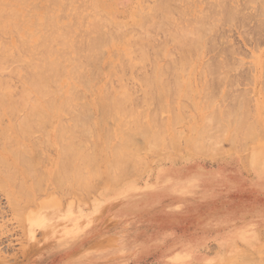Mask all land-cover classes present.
Returning a JSON list of instances; mask_svg holds the SVG:
<instances>
[{"label": "rangeland", "instance_id": "374dc122", "mask_svg": "<svg viewBox=\"0 0 264 264\" xmlns=\"http://www.w3.org/2000/svg\"><path fill=\"white\" fill-rule=\"evenodd\" d=\"M28 1H30V0H28ZM28 1L26 0V4L25 3L19 4L17 0L15 3L13 2V0L11 1V4L14 3L13 5L15 6V9L18 12L19 11L21 12V13L17 12L20 16L19 17L20 22H21L20 18L24 16L25 11H27L28 9H30L31 14H30V12L27 11V13L29 15H25L24 18H28V16H30V15L32 17V13L34 15V20H35V15H39V17L42 18L44 15L43 14L44 10L39 9L40 4L42 2H43L42 4H46L47 2H50V0H36V1L31 0L30 1V3H32L31 6L36 5V3L39 4V5H37L38 9L32 11L33 8L31 9V6H29L30 3ZM58 1H60V0H58ZM58 1L56 2L55 5H58V3H59ZM63 1L61 0L62 3H63ZM69 1H70L69 6H68L69 3L68 4L64 3L66 8H63V9L65 11L59 10L57 12H59L61 14L63 12L68 13V10L69 9L71 10L73 5H79L81 2L80 0H78V1H76V3L78 2L79 4L78 3L76 4V3H73L74 2L73 0H69ZM71 1H72V3H71ZM84 1L86 3L87 7L89 5L88 3H90L91 5H93V3H94L95 7L94 6L93 7L96 8L97 10L100 9V12L98 15H100L101 13L103 14V16L101 14L99 17H105L106 16V18H108V19H110L111 17L116 16V15H120V17H122V19H125L128 16L127 14H129L127 12H129V10H130V8L128 9L127 7H124L123 5H121V0H84ZM84 1H82V2L84 3ZM91 1L93 3H91ZM141 1L143 2V0H141ZM152 1L153 0L147 1L148 4L151 3L150 5H148L147 3L144 2V6L146 5L145 6L146 8H148V7L150 8V6H151V8H152L155 5L154 3H156L155 0L153 2ZM180 1H181V3H180ZM180 1L178 3L180 5L179 7L180 8L182 7L181 8L182 12L184 11L183 13H186L184 18L187 17V13H188V17H189V15H190V17H193V15H196L195 11L197 9H199L197 11H202L203 8L207 9V7H208L207 2L209 1L208 2L209 4L211 2V0H208L207 2L204 0L206 2L205 3L206 5L203 6V4H201L202 2H200L201 0H197V2L199 4L197 2H195L196 0H193V1L188 0V1H190L189 3H191V4H189V3L185 4L188 2V1L186 2V0L185 1L180 0ZM204 1H203V3H204ZM227 1H225V2H227ZM232 1L233 0H229V2L227 4L225 2L221 4V7H223L222 5H224V4H226L229 7V8L227 6H226L227 8L223 7V9L224 8H225V10L229 9V11L224 10V12L222 11L223 12L222 14H224L225 12H226V14H227V12L229 14L230 6H232V8H234L233 5L235 7H239L238 9L240 11L243 8L242 6H245V4H246V6H248V7H246L247 9L243 8V10H242L243 14H241L243 17L245 16L246 19L241 16L242 20L240 21L241 18L238 19L239 15H236V18L234 20L229 21V20H227L228 19L227 16L226 17L224 16L223 19H226V21L224 20L225 21V22L223 21L224 23L221 22V24L218 27L219 29L217 28L215 31L213 30L212 34L207 32V36L208 37L211 36V37L209 39L210 41H208V43H205L206 47H205L204 51H202V52L200 51L198 53L199 56L193 55V53L190 54V56L192 55L191 57L194 56L195 58H197V60L194 59V57L191 58L192 60H195V62H194L191 59L188 60L189 56H188V59L186 58L188 63L185 62V64L190 63L189 65H182L183 67L180 65L181 63H184V61H186L183 57H187V56H181L182 62L180 60L181 59L180 56L177 59L176 56H178V54L176 55V53L178 51L176 52L175 49L173 50L172 44H170V46L169 45L166 46V48L168 50L172 49L175 54H173V51H172L171 55L173 54V58L171 57L172 59L171 58L169 59V57H167V59H169V61L170 60H174V61H170V62H168L169 64H167L168 60H166L165 58L163 59L164 55L163 54L160 55L161 53L158 51V48L161 46L159 44L162 43L161 41H163V43H165L167 38L164 39V36H165L164 34L160 35L157 32H153V34L151 33V35L154 38L153 43H151V47L149 46L150 49L146 48V51H150V53L153 54L154 56L156 55V53L158 51L157 57L155 56L156 61H154L155 58H154V60L152 59V60H149L148 62L145 60H142L141 62L144 61L143 62L144 64H142L141 62H138V60H140V58H137V56H136L137 52H133L131 58H130V56L129 57L126 56V59L130 58V60H128V61H131V62H129V63L130 64L134 63L132 65H134V67H136L138 69L134 68L132 65L129 64L131 67H125L128 69L124 70V68H123V71H122L121 68L125 66L124 62L123 63L121 62V61L125 60L124 56H123V58L121 56L122 52H123L122 41L121 40L119 41V39L117 37L119 35H117L114 31H111L116 35L117 39L115 41L114 40L115 38H113L114 35L113 36L110 35V33H111L110 32L109 36L111 37V39L107 41L108 45L106 44L105 41H104L105 42L104 44L101 43L102 47H101L100 51H101V53L104 52L101 55L102 56L101 60H100L101 62L99 63L98 60H95L98 62L99 65L97 64V62L95 63L94 61H91V60H88V63L86 61H85L86 63L83 62V60L81 62L78 61L79 65H82V67L86 66L88 71L91 68V66L93 68H96L97 66H99L100 71H99L98 67H97L98 70L93 69V72H92L93 74L90 73L91 70H90V72L87 71L88 74H90V77H89L86 73V70H87L86 67H85V73L81 72L84 69L81 66H80V68L77 67L78 69L75 67H71V74H70L71 78L68 77L65 72H63L64 78L62 77L63 75H61V78L58 79V81L56 80L57 81L56 85L59 87H57L55 85L52 86V84H51V86H49L50 89L52 87L53 91H56V92L59 91L61 95L60 94H58V95H60V96H63V95L68 96L70 94V93L68 94V92L73 91V93L76 95V97L72 95L74 97L75 103L76 102L78 103L79 101H80L79 103L80 104L82 103V105H84L86 103H90V107H88L89 109H87L88 111L89 110L90 111L88 113V111L86 110L87 111V113H86V111L84 110L85 111L84 116L87 117L86 123H88V119H89V123H91V126H90V124H88L89 126L86 124L87 127L77 124L79 121V120H77V117L79 114L81 115L82 113H81V110L78 107H76L77 104H75V103H74L75 105H73L71 107L72 108L71 110L74 109L76 112L71 111L72 112L71 113L68 111L67 112L68 114H67L66 111H61L63 113L62 114L60 111H58L59 113L58 112L57 113L61 115V119H63L62 122H64L66 124L67 129L68 128L70 129L71 126L73 125V127H75V130L76 129H79V130L82 129V132L85 130L84 132L86 133L85 134L86 136H87V134H89V131L93 132V130H94L95 133L93 132V135L95 134V136H93L92 132H91L90 136L88 135L89 137H87V139H84V137L82 136V138L84 140L82 138H80V139H82L81 142L76 140L78 142V143H76V141H75V143L80 148L86 150L85 154H86V152L87 153L91 152V154H90V155H92L91 159L95 163V165H93V167L90 166L91 168H93V170L91 169L93 172L91 171L92 172L91 173L90 171L87 170V169L90 170V167H87V165L89 166V163H87L83 160H76V162L74 161L73 164L76 165V163H77V165H78V162L81 165L85 164V167L83 166L80 168L81 165L80 166L78 165V166L81 170L84 171L85 177L88 178V180H91V183H92V179H93L92 184H94L95 186H93L91 189L90 188L91 183H90V181L88 183V180H87L86 187H85V185L83 187L80 184L84 188L83 189L82 187H80L84 190L85 194H83V192L80 191L81 189L80 188L78 189L77 188L78 186L76 187V183L74 184V182L76 180H74L70 177L67 179L64 178V180H63L64 185H62V187L57 188L58 185L53 184L55 182L52 179H50L51 175H52L51 173H53L55 171V166L57 167V163L59 162L58 159H59L60 146L58 143L55 142V136H54L55 131L52 128V129L47 130L46 131L47 133L45 134V132L44 131L42 132L41 129H34V130H36L37 133L35 132L36 134L35 133L33 134L34 130H32V135L34 136V139L36 137L40 138V139L36 138L37 140L35 139V141H37V143L33 142L34 141V139L32 138L33 136L32 137L29 136V138L28 137H27V139L25 138L26 140H23L21 144L23 146H26L27 148H31V149H32L31 146L32 145L34 146V149H33V150H35L34 156L35 157H36V155L39 156V157L35 158L36 171H38V168L36 167V165H37L40 169L39 172H41L42 175H43V173H46L47 178H46V181H43V182L40 181V183H41V185H43V187L41 186L42 189H39L41 191H39L37 189L38 192H36V190H35L36 194H39V195H36L34 192V189H33L35 187H34V185H32V179L33 178H34L33 182L37 181V179H35L36 176L34 175L32 177V179H30V176L27 177V175H26L24 184H26L25 188L27 190V193H29L28 194L29 197H31V198L27 197V199L29 198V200H26V201H29L27 203L25 202L26 195H23L21 198H19V201L21 199L20 204L22 205V206H20V208L24 207L21 212L25 213V211L26 212L34 211L36 209L35 208L36 205L40 201L45 200V198H52L54 203H56V204L53 206L52 217L49 219V221L43 223V224H47L45 226H47L48 228H44V226L43 227L41 226V227H33L31 230H28L26 227H24V225H22L19 222V219H20L19 215L16 214V212H14L13 210H11L12 208H9L10 203L8 202V199L6 198V196L3 195L5 193L0 192V264H241L239 261L243 257H244L243 259H245V257H246V260H243L244 262H242L244 264H259V261L261 259L262 260L260 261V263L261 264L264 263V260H263L264 257H262V256H264V254H263L264 253L263 252V250H264V152H263L264 151V77H263L264 76V70H263L264 69V19H263L264 18V15H263L264 9L262 10L263 14L259 11L260 8L262 9L264 7V0H262V2L260 1L261 4L259 1L256 0V5L254 3L255 0L253 1L254 5H253V3H251L252 0H250L251 2L249 0H240V1H242L241 5H239L240 3L237 4V2L239 0H235L236 4L231 3ZM19 2H21V1H19ZM24 2H25V0H24ZM34 2H36V3H34ZM65 2H66V0H65ZM82 2H81V4H82ZM183 2H185V3H183ZM193 2L195 3L194 5H193ZM114 3L116 4V6L114 5ZM243 3H245V4H243ZM24 4H25V6H23ZM152 4H154V5H152ZM183 4H185V5H183ZM50 5L52 7L51 8L52 10H53V8H54V10L57 9L56 7H54L53 3H51ZM117 5L120 7L118 8ZM189 5H192L191 6L192 7L191 12L192 13H189V9H190V8H188ZM196 5H197V7L195 8ZM27 6L30 8H27ZM46 6L48 7V3ZM255 6H257V7H255ZM81 7L83 8L85 6L81 5ZM35 8L36 7H34V9ZM184 8H186V10ZM24 9H26V10H24ZM90 9H93V8L91 7ZM122 9H123V11H122ZM254 9H255V11H254ZM88 10L89 9L86 8V10L84 12L87 14H90V16H91L92 11L90 13V11H88ZM232 10H237V8L232 9ZM232 10H231V12H232ZM34 11H35V14H34ZM72 11L73 10H71L70 13ZM239 11H237V12H239ZM253 11H254V14H253ZM257 11H259V13ZM94 13H95V11H94ZM239 13H241V12H239ZM174 14H175V11L172 15L175 16V18L178 20L177 24L179 26L184 25L183 22L180 23L182 20V19L180 20L181 15L177 18L176 15H174ZM176 14H177V11H176ZM256 14L257 15L259 14V16H257ZM98 15H94V18L96 20H97ZM233 15L235 16L234 13L231 16H233ZM62 17H64V16H62ZM71 17H72V14H71ZM17 18H18V16H17ZM181 18H183V17L181 16ZM231 19H232V17H231ZM62 20H64V19L62 18ZM71 21H73V19ZM78 21H80V20H78ZM242 21L245 23H243ZM229 22H231V24H228ZM241 22L245 25H243ZM80 23L82 24L83 27L84 26L87 27V25L85 23L83 24V21H81ZM226 23L228 24V26L226 25ZM22 25H24V24L23 23L21 25L16 24L17 27H15L14 29L21 27L22 28L21 30H23V32L21 30H17V31H20L19 34L21 33V35H22L21 37L24 38V40H26V41L28 40V38H30L29 41H32V37H30V36L25 37V36H27V34H24V32L28 33L29 31H28V29H26L27 27L25 25L24 26L26 28H24V26H22ZM129 26H130V30H132L130 33L126 32L129 29L128 28ZM29 28H31V27H29ZM123 28H124V30L120 31V34L124 33V35H123L124 38H126V37L132 38L131 35L135 36L134 33H136V32H137V34H139L138 33L139 30L135 29L131 25H128V26L123 27ZM131 28H134V29H131ZM125 29H127V30H125ZM134 30H137V31L135 32ZM33 31L35 32V30H33V29L31 30V32H29L30 35L35 34V33H33ZM78 31H82V29L78 30ZM7 33H9V34H7ZM7 33L3 37L4 40H6L7 42L11 41L14 44L16 41V38L18 39L19 37L15 38L14 35H12V33H10V32H7ZM117 33L119 34V32H117ZM154 33H157V35L155 34L156 38L154 37ZM10 35H12V36H10ZM191 37H192V34H191ZM112 40H114V41H112ZM158 41H160V42H158ZM166 42L168 43L170 41H166ZM163 43H162V45H163ZM105 44L107 46H105ZM158 45H159V47H158ZM58 48H60V46ZM65 48H66V50H64ZM65 48L64 49L62 48L63 50L62 49L61 50L65 51V52L71 51V49L69 50V48L68 49H67V47H65ZM104 48L106 49V51L104 50ZM111 49H113V50H111ZM135 49H133V50H135ZM117 51L119 54H117ZM120 52H121V55H120ZM162 52H164V51H162ZM150 53L148 52L147 54L151 55ZM223 53H225V54H223ZM153 55H151V56L153 57ZM174 55H176V56L174 57ZM158 56H161L162 58L161 57L160 58L162 59V61L163 60L164 61L161 62V59L158 58ZM150 57H147V60ZM178 60H180L179 61L180 62L179 63L180 68L178 67L177 70L179 72L181 71L180 73L178 72V74L180 76V79H184V77L187 73L186 78H188V77L189 78L188 79L185 78V81L188 80V82H187L188 86L182 84L183 80L179 81V79L176 80V78L175 79L173 78V77H175V76H173L174 73L177 74L176 73L177 70L175 72L174 69H172L174 72V73H172V71L169 70L170 68L167 69V67H166V64H167L168 66L170 65L169 67H171L173 65L172 68H174L175 67L174 62L178 61ZM89 61H91V62H89ZM118 61L121 62L122 64H120ZM128 61H126V62L128 63ZM76 62H75V64H76ZM164 62H166V63H164ZM207 62L210 63V65L212 66L211 67L212 69L210 68V71L214 70L215 73L218 74V72H219L222 75L216 74V77H214L215 74L213 75V73H214L213 71H212L213 73H211V74L208 73L207 70L204 69L205 66H207L206 67L207 69H209V67H210V66H208L209 64ZM71 63L74 64L73 61H71ZM203 63H204V66H203ZM206 63L208 65H206ZM213 63H214V67H213ZM110 64H111V66H109ZM115 64H120V66H122V65L123 66L121 68L119 67V69H117L118 67L116 68L114 66H118V65H115ZM137 64H138V66H137ZM145 64L146 65L148 64L147 65L148 67L145 66ZM193 64H195V66H193ZM175 65L178 66L177 64H175ZM191 65L193 67H195V69ZM64 66H66L65 68L69 72L70 71V69H68L69 66L66 63H64ZM71 66H72V64H71ZM75 66H77V64ZM107 66H109V68H107ZM150 66L151 67H154V66L157 67L158 66L157 69L159 68L158 70L160 71V73H159V71L157 72V70H155L154 68L152 69ZM184 66L188 67L187 69H191L190 72L187 71L186 67H185V70L184 69L181 70V67L184 68ZM113 67L116 68L117 71ZM201 67H203L202 68L203 71L201 70ZM132 68H134V69H132ZM147 68L150 70L148 71ZM74 70H75V72H74ZM106 70H107V72H106ZM118 70L119 71L121 70V72L119 73ZM183 70L185 72L187 71L186 73L184 72L185 74L183 73L184 75L182 74ZM115 71L118 72L119 75L122 74V72H124L123 73L124 77L126 75L128 76V79H126L124 77L121 78V76L123 75L122 74V75H120V77H118V79L120 78L121 79L120 81L125 82V86L127 85L128 89L130 87H132V90H131L132 92L129 91L131 88L129 90H127L129 92H127V93L125 92L126 87H124V85H122L123 87H121V84H123V83H121L119 80H116L117 79L116 75H118V74ZM151 71L154 73L153 75L150 73ZM168 71H170V73H172L171 75L173 77L171 75H169ZM191 71H193L192 76L189 75L192 73ZM17 72H18V75H14V77L12 75L9 77H6L7 75H3V78L6 79L8 82L11 81L10 84L13 86L12 88L14 89L16 94L18 95V93L21 91V89H20L21 87L23 89H28L29 86L27 87L28 84L22 83V82L26 81V79H25L26 73L23 71V69H18ZM197 72H199L200 74ZM100 73H101V75H100ZM112 73L114 74V76H112V78L109 79V76ZM155 73H156V75H155ZM157 74L158 75L160 74V76L162 75L163 76L162 80L164 81V79H165V81L167 83H168L167 80L170 79L169 80L170 86L168 85L169 83L167 84L165 81H164V83H165V85L167 84V87L169 86V90H170V88L172 89L171 91L165 90L164 87H166V86H164V85L162 86L163 81L160 80L161 82H159V83H162V84H158V82L156 81V78L158 77ZM167 74H168V77H167ZM65 75H66V77H65ZM77 75L80 78H82L83 75L86 76V77H84V79L87 78V76H88L87 80L86 79L83 80V78H82V80H83V82L85 81V84H86V82H88L89 85L87 83L86 85L82 86L83 85L82 80L81 79L78 80L76 77ZM201 75L203 78H201ZM219 75H220V78L218 77ZM17 76H18V79H19V77H21L19 79L20 82L18 81ZM152 76H154V78ZM179 76H176V77H179ZM59 77H60V74L58 75L57 78H59ZM75 77H76V79H75ZM92 77H94V78H92ZM206 77L209 79H207ZM10 78H12V79L10 80ZM22 78H23V80L21 81ZM66 78L67 79L69 78V79L67 80ZM95 78H97V79H95ZM172 78L175 80V81H173V84H171ZM197 78H198V80H197ZM212 78H213V80H211ZM221 78H223V81ZM227 78L230 80H228ZM91 79H94V80H91ZM145 79H148V80H145ZM249 79H250V81H249ZM14 80H16L17 82L16 81L14 82ZM77 80L79 81L80 84L82 83V85L77 83L76 82ZM210 80H211V82H210ZM218 80L221 81L222 83L219 82L220 84H217L218 85V89H217V87H215L216 86L215 83L218 82ZM108 81L111 84L109 83L110 85L106 86L107 84L105 85L104 83H107ZM138 81H140L141 84H139ZM152 81H155V82L153 83ZM176 81H178L180 83V86H181V89L176 90V92H179L180 94L173 93V86L175 87ZM185 81H183V83H185ZM199 81H201V82H199ZM68 82L70 83L69 86H68V84H69ZM129 82H130V84H129ZM144 82H146L145 83L146 85L142 84ZM178 82H176V83H178ZM21 83H22V85H21ZM64 83H65V85H63ZM179 83H178V85H176L178 88H179ZM232 83H234V84H232ZM235 83H236V85H235ZM103 84L106 86V88ZM118 84H119V87H116V86H118ZM131 85H134V86H131ZM141 85L142 86L144 85L148 90H146L145 87L143 89ZM155 85H157V86H155ZM87 86H89L88 88H90V89H88ZM182 86H183V88H182ZM207 86H210L209 87L210 89ZM213 86L215 87L216 90H213L214 89ZM219 86H220V88H219ZM54 87H56L57 89L60 88L61 90H57ZM69 87L70 88L74 87V88L71 91H68ZM84 87L87 88L86 90L88 92H85L86 90L84 89ZM92 87L95 89H92ZM108 87H110V88L112 87L111 88L112 94H111V91H109L110 92L109 95H108V93H103V92H106V90L110 89V88L108 89ZM115 87L118 89L117 92L115 91ZM75 88H77V90L78 91L80 90V91L78 92ZM101 88L103 91L101 90ZM149 88H151V90ZM66 89H67V91H66ZM122 89L124 90V92L122 91ZM163 89L165 90L164 92L162 91ZM182 89L183 90L186 89V91L187 90L189 91V89H190L189 94L187 91V95L190 96V100L192 102L187 101L186 103H184L183 97L185 98V96H184L185 91L183 92ZM140 90L144 91V92L142 93ZM149 90L153 91V93L155 92L154 95L157 96V99H160V103H159L160 107L159 108L160 109L162 108L161 110L159 108L155 109L156 107L155 108L153 107V106H155L154 105L155 104V102H154L155 98L152 99V96L154 97V95L148 96ZM195 90H198L199 92L197 91V94H196ZM145 91H147V92L145 93ZM166 91L171 95V96L169 95L170 98L176 97L179 99L177 100L176 98L175 99L173 98V100H172V98L170 99L169 97H168L169 98L168 99L167 98L168 94L165 95ZM193 91H195V92L193 93ZM208 91L209 92L212 91V92H214V93L216 92V93L215 94L213 93L214 95L212 96V94H211L212 92L209 94ZM80 92L82 93L83 96L82 95L79 96V94H81ZM99 92H101V93H99ZM229 92L232 94H229V96H228ZM115 93H117V95H116L117 97L122 93L123 94L130 93V96L133 93V97L131 96V98L136 97V98H138L137 99L138 101H141L144 98L145 101H148L149 102L148 104L145 103L144 100L141 101L142 103H138L137 106L140 108L138 110V108L136 106H134V103H136V101H137L136 98L134 100L132 99V101H134L133 104L131 103L132 101L130 98L129 100L131 102H129V105H127V107L129 106V107L137 108L134 110V112H136V113L138 112V114H140L139 112L142 111L141 109H142L143 105L145 106V104H146V106L149 108L148 110H150V113L152 112L151 115L154 113V115H152V118H153V116H155V119L158 122H161L160 123L161 125L163 123L162 126H163V130H165V131H163L160 128V126H159L160 124L158 125L156 123L155 124L156 126H154V123L157 121L154 118H153V120H152V118L151 119L149 118V116L151 117V115L148 116L149 112L147 110V107H146V110H144V113L145 114L147 113V115H145V114L142 115L143 120H142V118H140L141 114L140 115L137 114L138 117L135 115V113L130 114V113H132L133 109L128 108V111H126V112L128 113L131 110L128 114L130 117H129V119H125V121L129 122L131 120V118L134 117L132 115L136 116L133 118V119H135V122H137L139 120V119L137 120V118H140V121L142 120L140 122V124L145 120L143 122V124L145 123L143 126L145 127V125H146L147 128L142 127V125H140L138 122H137V124H134L135 122L133 123L130 121V123L134 124L135 128L137 129V130L134 129V126L132 125L133 129H134L133 131H136V132L138 131V132H143V133L147 132L146 130L143 131V129H148V131H149V129L152 130V128L150 127L152 125H150V124H153L154 128L152 130V133L155 131L158 132V134L155 133L157 135V138H158V135L160 136V134H162V132H165V134H167L168 136L163 134L166 136V137L163 136V141H165L164 143H166V141H168L167 139L171 138V139H169L170 141L168 142V144L167 143L166 144L167 145H169V143L171 145L173 144L175 149H172L173 146H170V145H169L170 146L169 148L172 149L171 151H169L167 149L165 150V148H166L165 146L161 147V143L160 142L158 143L159 140L162 142L161 136H160V139L158 138V141H156L157 144H154L156 142L152 141L153 140L152 139L153 134L150 133V131L147 132L146 134L142 133L140 136H139L140 133L137 135L134 132L136 134V136H135V138H133L132 134L131 135L129 134V133H131V132H129L131 130H129L125 127L126 125L127 126L130 125L127 123L125 124V126H124V124L121 125V130L124 128L125 129L123 130V132H119L118 130H120V127H119L120 123H122V120H124V118H128V117H124V115L126 114L125 112L123 113L124 115L121 116L123 119L120 117L122 120L112 118L109 115L107 117H103L105 120L103 122L106 124H103V122L101 123V121H102V119H100L101 114L99 112H96V110L98 109L97 102L100 98H106V99L110 98L109 97L110 95H111V98H113L114 96H112V95ZM224 93H225V95H224ZM94 94H96V95L94 96ZM205 94H207V96ZM216 94L218 96H216ZM203 95H205V96H203ZM81 96L83 98L80 100ZM120 96H119V98H120ZM125 96L128 97L129 95H125ZM84 97H86V98H84ZM94 97H95V100L93 99ZM121 97H123V96H121ZM127 97H126V99L128 100ZM204 97L205 98L207 97V100L209 98V100L208 101L206 100V102H204L203 101ZM212 98H214V100H212ZM85 99L87 102L85 101ZM181 99H183V100H181ZM188 99H189V97H188ZM195 99H196V101H195ZM232 99L234 102L232 101ZM245 99L247 102L245 101V104H244V102H242V101H244ZM174 100H176L177 102ZM186 100H187V98H186ZM199 100H200L199 104L200 105L202 104L201 106L198 105V103H197V102H199ZM210 100L212 101V103ZM223 100H224V102H223ZM82 101L84 102V104ZM228 101L230 102L229 104H228ZM208 102L211 103V106H210V104L208 105ZM221 102H223L224 106L219 104ZM239 102L240 103L242 102V103L240 104ZM130 103L133 106H131ZM190 103H192L194 105L193 108L194 109L196 108L195 110L190 106L191 105ZM216 103H218V104H216ZM231 103L232 104L235 103L234 106L238 103L237 108L241 107L244 104L245 109H243V111H242V108H244V105H243V107L239 108L240 109L239 112L241 113V111H242V113L244 114V115L242 114L243 116L248 115L247 117H250V118H247V121L251 119L250 121L246 122V124H249V125H247L245 127L243 126V128L246 131L244 129H242V130H244L243 131L244 134H242V136H241L243 140H239V141H242V143H239V146L242 145V147L237 146L238 147L237 149H235V146L237 143V139H239L238 137H240V136L235 138V135L237 133L233 134L234 133L233 131H236V130H233V127H235V123H237L239 125H240V123H242V122L238 123L239 121L236 120L237 119L236 117L239 114L238 109L236 112H234V111L232 112V115L234 114V116H235V117L234 116L232 117L233 120L231 119V116H229V114H228L229 117L226 116V114H224L225 117L228 118V119H225L221 115L222 113H225V112L219 111V113H221V114H219L218 110H217L218 105L220 106L219 107L220 110H225L227 108V107L225 108V106H228V109H229L230 108L229 105H231ZM141 104H142V107L140 106ZM156 104L158 105V102ZM179 104H182L183 106H185L184 107L185 109L184 108L181 109L182 111L179 110V107L181 106ZM214 104L217 105L216 108H214V109H216V112L215 111L212 112ZM207 105L209 106L208 107L209 109L205 110L203 107L205 106L207 108ZM212 105H213V107H212ZM94 106H96V107H94ZM171 106H173V107H171ZM199 106L201 107V109ZM234 106L232 105V107H234ZM150 107H153L154 109H150ZM95 108H97V109H95ZM144 108L145 107H143V109ZM170 108H172V109H170ZM202 108H203V110H202ZM155 110H158V111H155ZM229 110L231 111V109H229ZM198 111H199V113H198ZM206 111H208V112H206ZM226 111H228V110H226ZM94 112H95V116H94ZM98 113H99V115H98ZM209 113L212 116H210ZM214 113L215 114L218 113V114L215 115ZM236 113H238V114H236ZM249 113H252V114H249ZM21 114H22V112H21ZM75 114H78V115H75ZM87 114L89 115V117ZM173 114H175L177 116L179 115V117H180L179 119L182 121L179 120V122H178L177 116L172 119ZM71 115H73V116H71ZM96 115H98L99 117ZM242 115H241V117H243ZM74 116L76 118H74ZM156 116H158L159 118L157 119ZM205 117L211 118L212 120L210 119V121H212V122H216V123H214L215 126H216V124L218 125L222 121L221 127H223L224 125H225L224 127H226L225 132L223 133L224 135L220 131H219V133H216L217 132L216 129H217V127L219 128L220 125H218L216 127L215 131H213L214 126L212 129L210 128L211 127L210 125H208V128L205 126L204 127L205 132H203L202 126H204V124H205L204 123ZM6 118H8V117L2 118V121L4 124L3 126L5 128L12 130L11 122L14 123L12 121L13 119L11 120L10 118H8V119H6ZM95 118H97V119L94 122ZM221 118H223V119L221 120ZM229 118L232 121H230ZM174 119L177 122V123H175V125L173 123L175 121H173L171 123V120H174ZM116 120L117 121L120 120L118 122L119 125H117ZM224 120H226L228 125L225 124ZM227 120L232 122V125L230 124L231 128H230L229 122ZM238 120H240V119H238ZM113 121H115V122H113ZM243 121H245V118ZM58 122H61V120L60 121H54V124H58ZM107 122H109V123H107ZM200 122H202V123H200ZM64 123H60V125L64 126L65 125ZM82 123H84V122H82ZM209 123H211V122H209ZM8 124H10V125H8ZM69 124H70V127H69ZM101 124L104 126H101ZM108 124L110 127L108 126ZM112 124H114V125H112ZM171 124H173V125H171ZM207 124L208 123H206V125ZM253 124H255V125H253ZM165 125H166V128H165ZM194 125H195V128L192 127ZM107 126L109 128H112L111 126H113V128L111 129L112 135L110 133H107L109 131V130H107ZM123 126H124V128H122ZM250 126H251V130H250V128H248ZM253 126H254V128H253ZM141 127H142V129H141ZM197 127H198V129H197ZM103 128H105V132L107 133L106 135H105V132L103 133ZM129 128H131V126ZM201 128H202V132H203L202 134L204 135V133H205L204 138H207V139H209L211 136H213L211 134L212 132L209 133L210 137L207 136L208 135L206 132L207 129H209L210 131L212 130L214 135L220 134V133L223 135L224 138H222V136H220L221 138H219V136L217 135L218 136L217 137L218 143H217V141H215V142L217 144H219V142H222V143H220L221 145H219V146H221V148L224 147L226 149V150H223L224 154L219 153L220 156L218 155V153H216V155L209 154L212 156L211 157V156L207 155L208 153L207 154L205 153V155H203L204 153L197 154L199 156H197L196 154L193 153V150H194L193 148H196L194 146V144H195V142L197 143V141L200 139L198 137L201 134L200 133L198 136L197 132ZM235 128H237V125ZM115 129H117L116 130L117 132L115 131ZM192 129L194 131V132L192 131L193 133H191ZM239 129L237 128V131ZM253 129H255V130H253ZM63 130H65V129L63 128ZM71 130L73 133V128H71ZM75 130H74V132L77 131V130L76 131ZM127 130L129 133H127ZM97 131L99 133H97ZM125 131L127 133L126 137H128V134H129V137L131 136L130 140L132 142H135V143H130L131 145L128 143L129 145H126V147L133 148L132 146H134L135 148H137L136 151H135V148H134V150L131 149L130 151H132L131 155L132 156L134 155V157L136 159H138L137 162H138L139 166L136 163H134L133 160L135 158L131 159V157H129V155H128V154H130V153H128L129 150L124 149V150H126L125 153H127V154L124 153L122 155L124 157L131 159V160H128L129 162L126 161L128 163V167L126 166L125 168H126V170H129V171H127L128 174H123L124 172H122L123 175L118 177L119 179L117 178L118 181L116 183L115 182L109 183V181H106V179H107V178H105L106 175L103 173V172H105L104 163L110 162L112 156L115 155V157H116V153L113 152V150L111 152V150L105 149L104 144L107 143L106 141H108L109 145L112 144L110 146L112 148L116 147L117 141L119 144H121V142L125 139V137H124V139L122 140L123 135L121 133H124V136H125ZM159 131H161V132H159ZM82 132H76V133L79 136V133H80V135L84 134ZM241 132L242 131H240L239 134ZM252 132H253V134H252ZM134 133H133V135H134ZM148 133L150 135H148ZM178 133L180 135L182 133H184V134L182 136H180L181 137L180 138ZM229 133L231 134V136ZM42 134H43V136H42ZM67 134L65 133L61 138H64V136L66 137ZM109 134H110V137L107 136ZM174 134H176L179 138ZM248 134H250L252 137L249 136ZM46 135L48 137H46ZM187 135L189 138H187ZM256 135H258V136H256ZM44 136H45V138H44ZM92 136L95 137L94 138L95 140H92L93 139V138H91ZM171 136L172 137L174 136L173 137L174 140ZM190 136H192V137H190ZM243 136H244V138H243ZM107 137H108V139L112 137V139L107 140ZM118 137L121 139L117 140ZM141 137L142 138L144 137V138L141 139ZM175 137H177V138H175ZM201 137H202V135H201ZM214 137H212V138H214ZM232 137L235 139H233ZM247 137L251 138L250 141L254 140L255 143L247 140L248 139ZM256 137H258V139ZM98 138H100V139H98ZM131 138H133L134 140H132ZM150 138H151V140H149ZM154 138H155L154 140L157 139L156 137H154ZM196 138H198V139H196ZM103 139L106 141H104ZM164 139H166V140H164ZM214 139H216V137ZM85 140H87V142L89 143L90 146H93V147H91L92 150L89 149L90 146L86 143ZM97 140H99V141H97ZM101 140H102V142H101ZM191 140H193V141H191ZM209 140H206L207 141L206 142L203 139V142L201 143V141H200L201 144L200 143L199 144L203 145L204 142H206V144H207ZM47 141H48V143H47ZM150 141L154 145L151 144ZM189 141H191L190 142L191 144L188 143ZM245 141H246V143L249 141L247 143V146H246ZM146 142L147 143L150 142V143L147 144ZM212 142L213 143L210 145L215 144L214 141H212ZM234 142H235V144H233ZM38 143H41V144H38ZM118 143H117V145H118ZM44 144H48V145H44ZM133 144H135V145H133ZM206 144L204 143V145H206ZM226 144H227V147H226ZM231 144L234 146H232ZM51 145H53L57 148H55ZM230 145L234 149L232 147H230ZM48 146H50V147H48ZM152 146H153V148H152ZM154 146H156V147H154ZM191 146H193V147H191ZM87 147L91 151H89L87 149ZM216 147L215 148L218 149V145H216ZM247 147H248V149H247ZM154 148L158 149V150H155ZM160 148L162 150H160ZM215 148H212V146H211L210 151L211 150L214 151L213 149H215ZM244 149H245V151L247 150V154H245L246 152L244 153V151H243ZM98 150H100L99 151L100 152L99 157L97 155ZM235 150H237V153H239V152H240V154L244 153L243 158L245 159V161L243 158H242L243 159L242 160L239 157L240 155H238ZM39 151H40V153H42V151H43V153L40 154ZM83 152H84V150H83ZM136 152H138V153H136ZM103 153H104V155H103ZM112 154H114V155H112ZM256 154H259V156H258L259 159L255 163L254 155H256ZM126 155H128V156H126ZM140 158H142L141 160L142 161L144 160V162H142L140 160ZM210 158L211 159L213 158V160H211ZM102 159L103 160L105 159L104 163H103ZM42 160H44L45 162H43ZM114 161L115 160H113V162L112 161L110 162V164L114 163L113 165L115 166V168H113L114 175L115 176L117 175L116 171L118 172V175H120L121 174L120 171H118L116 169V165L119 166V164H116L117 160H116V162H114ZM130 161L132 162L133 165L136 164L137 167L134 169L129 167V164H131ZM140 161L142 162V164ZM49 163H51V164H49ZM40 164H42V165H40ZM140 164L142 167L144 165V167L141 168ZM133 165H130V166H133ZM94 166H96L98 168L95 171L99 172V173H97V172L96 173L99 174L101 177H99V175H97V174L96 175L100 178L101 181L99 179L95 180V178H93V176L94 177L96 176L94 174V172H95ZM135 166H133V167H135ZM119 168H120V166H119ZM138 168H141L140 173L138 172L139 171ZM133 171H136V172H133ZM39 172H38V174L36 173L37 177H39L38 176ZM79 172H81V171H79ZM90 175H92V178ZM128 175H130V176H128ZM81 177L83 178L82 182L85 183L86 181H84V180L86 178L84 177V174H82ZM67 182H70V183H67ZM65 185L70 187L69 191H67V192H66V190L68 188H66ZM77 185H79V184H77ZM30 186L32 187L33 190L31 189ZM74 188L76 190L78 189V191H80V192L77 191L75 193L76 190L74 191ZM33 193H34V195H33ZM63 193H65V194L67 193V194L65 195ZM77 193H79V194L77 195ZM38 196H39V198H38ZM35 197H37V199H35ZM31 201H34V202H31ZM30 202H31V204H30ZM15 217H17V218H15ZM255 248H257V249H255ZM248 251H250V252H248ZM261 252H263V253H261ZM247 257L249 258V261H248ZM229 259L231 260V263H228V262H230ZM256 262H258V263H256Z\"/></svg>", "mask_w": 264, "mask_h": 264}, {"label": "bare ground", "instance_id": "6f19581e", "mask_svg": "<svg viewBox=\"0 0 264 264\" xmlns=\"http://www.w3.org/2000/svg\"><path fill=\"white\" fill-rule=\"evenodd\" d=\"M12 1V0H11ZM11 1L10 0H0V192L1 193H5V194H3V195H5L6 196V198L8 199V202L10 203V206H9V208H12L11 210H13L14 212H16V214H18L19 215V222L22 224V225H24V227H26L28 230H31L33 227H43L44 226V228H48L47 226H45V225H47V224H43L44 222H47V221H49V219L52 217V211H53V206L56 204V203H54V201H53V199L52 198H45V200H43V201H40L37 205H36V209L34 210V211H28V212H26L25 211V213H23V212H21L22 211V209L24 208H20V206H22L20 203V201H21V199H20V201H19V198H21L23 195H26V199H25V202L27 203V202H29V201H26V200H29V198H31V197H29V193H27V190H26V188H25V186H26V184H24L25 183V178H26V175H27V177L28 176H30V179H32V177L35 175L36 176V178L35 179H37V181H34L33 182V180H34V178L32 179V185H34V187L35 188H33L34 189V192H35V190H36V192H38V190L39 189H42V187H43V185H41V183H40V181L41 182H43V181H46V178H47V174L46 173H43V175H42V173L41 172H39L40 171V169H39V167L36 165V167L38 168V171H36V168H35V158H37V157H39V156H37L36 155V157L34 156V154H35V150H33L34 149V146L32 145L31 147H32V149L31 148H27L26 146H23L21 143H22V141L23 140H26L27 139V137L29 138V136H33L32 135V130H34V129H41L42 130V132L44 131L45 132V134L47 133L46 131L47 130H49V129H54V131H55V142L56 143H58L59 144V146H60V152H59V159H58V163H57V167L55 166V171L53 172V173H51L52 175H51V178L50 179H52L55 183H53V184H57L58 186H57V188L58 187H62V185H64L63 184V180H64V178H72V179H74V180H76L75 182H74V184L76 183V187L79 189L80 187H84V185H85V187H86V185H87V180H88V178H86L85 177V173H84V171L83 170H81L80 168L81 167H85V164H83V165H81V164H79V162H78V165L80 166V168H79V166L77 165V163H76V165L78 166H76V165H74L73 164V162L75 161L76 162V160H83V161H85V162H87V163H89V166L87 165V167H90V166H92L93 167V165H95V163H94V161L91 159L92 158V155H90L91 154V152L88 154L87 152H86V154H85V149H82V148H80L76 143H78L77 141H79V142H81V140L83 139L82 138V136L84 137V139H87V137H89L90 136V134H91V132L89 131V134H87V136L85 135L86 133L83 131L82 132V129H76L75 130V127H73V125L71 126V128H73V133H72V130H71V128L69 129H67V126H66V124L64 123V122H62V120L63 119H61V115L60 114H58L59 112L58 111H66V113L69 111V112H73V111H75L74 109L73 110H71L72 108V106L73 105H75V104H77L76 105V107H78L80 110H81V115L79 114H75V115H78V117H77V120H79L78 121V123L77 124H79V125H82V126H85V127H87L86 126V124L88 125V124H90V126H91V123H89V119H88V123H86L87 122V117H85L84 116V112L87 110V109H89L88 107H90V103H86V104H84V102H83V104L84 105H82V103L80 104L79 102L77 103H75L74 102V97L73 96H75L76 97V95L73 93V91H71L73 88L71 87H69V89H68V91H71V92H68V96H66V95H63V96H60L61 94H60V92L58 91V92H56V91H53L52 90V87H51V89H50V87L49 86H51V84H52V86L53 85H55V86H57L56 84H57V81H58V79H60L61 78V75H63L62 77L64 78V73L63 72H65L66 73V75L68 76V77H70L71 78V67H75V68H77V67H79L80 68V66L82 67V65H79V63H78V61L79 62H81L82 60H83V62H87L88 63V60H91V61H94L95 63L97 62V61H95V60H98L99 61V63L101 62L100 60H101V55L104 53V52H102L101 53V47H102V45H101V43H105L106 42V44H107V41L108 40H110L111 39V37L109 36V33L111 32V31H114L117 35H119V36H117L118 37V39H119V41L121 40L122 41V47H123V52H122V55H121V52H120V55L122 56V58H123V56H124V59L126 60V61H128V60H130V58H131V56H132V54H133V52H137L136 54V56H137V58H140V60H138V62H141L142 60H145V61H149V60H154V58H155V56L157 57V55H158V51L161 53H159L160 55H164L163 56V59L165 58L166 60H168L167 61V64H169L168 62H170V61H174V60H170L169 61V59L172 57L173 58V54H175L174 53V49H175V51L177 52L176 53V55L178 54V56H176V55H174V57L176 56L177 57V59L179 58V56L181 57V56H187V57H183L186 61H184V63H181L180 65L182 66V65H189V64H187L188 63V61H187V59H188V56H189V59L188 60H190L191 58H193V57H191L190 56V54H192L193 53V55H198L199 56V52L201 51H204V49H205V47H206V45H205V43H208V41H210L209 39H210V37H208L207 36V32H209V33H211L212 34V32H213V30L215 31L218 27H219V25L221 24V22L222 23H224L225 21H226V19H223L224 18V16L226 17L227 16V20H229V21H231V20H234L235 18H236V15H239V17H238V19L239 18H241V14H243V12H242V10H243V8H246V7H248V6H246V4L245 3H243V4H245V6H242L241 8H242V10H240L239 11V7H235L234 5H233V7L234 8H232V6H230V12H229V14H228V12H227V14H226V12L224 13V14H222L223 12H224V10H225V8H227L228 6L226 5L228 2H229V0L227 1V0H225V1H227V2H225L224 0H211V2H210V4L208 3L209 1L208 0H205L206 2H207V5H208V7H207V9L205 8H203L202 9V11H197V10H199V9H195L196 7H197V5L195 6V14L196 15H193V17H190V15H189V17H188V13H187V17L186 18H184L185 17V15H186V13H183L182 12V10H181V8L179 7L180 5L178 4L179 3V1L178 0H155L156 1V3H154V4H152V5H154L152 8H151V6H150V8L148 7V8H146L145 6H144V2L145 3H147V1L148 0H143V2L141 1V0H121V5H123L124 7H127L128 9L130 8V10H129V12H127V13H129V14H127L128 16L125 18V19H122V17H120V15H116V16H113V17H111L110 19H108V18H106V16L105 17H99L100 15H98L99 14V12H100V9L99 10H97L96 8H94L95 6H94V3L91 1V3H93V5H91L90 3H88L89 5H88V7L86 6V3H85V1L84 0H80L81 2L82 1H84V3L82 2V4H81V2H80V4L82 5V6H85L86 8H88L89 10L88 11H90V13H91V11H92V13H91V16L93 17H91L90 16V14H87V13H85L84 11L86 10V8L85 7H81V5L79 4V5H71L72 6V8H71V10H73L71 13H70V11L68 10V13L67 12H63L62 14L61 13H59V12H57V11H59V10H61V11H65L63 8H66L65 7V4H68V6L70 5V1L68 0H66V2H65V0L63 1V3L61 2V0L60 1H58V0H50V2L51 3H53V5H54V7H56L57 9L56 10H54V8H53V10L51 9L52 7H51V3L50 2H47L48 3V7L46 6L47 5V3L46 4H40V7H39V9L41 10H44V15H43V17L41 18V17H39V15H35V20H34V15H33V13H32V17H31V15L30 16H28V18H24V16L25 15H29L28 13H27V11L28 12H30V9H28L27 11H25V14H24V16L23 17H21L20 18V20H21V22L27 27H25L24 25H22V26H24V28H26V29H28V31L29 32H31V30L33 29V30H35V32L33 31V33H35V34H32V35H30V33L28 34V33H25L24 32V34H27V36H25L24 34V36L25 37H32V41H29V39L30 38H28V40L26 41V40H24V38H22L21 36V33L19 34V32L20 31H17V30H21L22 28L21 27H19V28H16V29H14L15 27H17L16 26V24H19V25H21L22 23L19 21V12L15 9V6L13 5L15 2H16V0H13V4H11ZM18 1V3L20 4V3H25L26 4V0H25V2H24V0H17ZM19 1H21V2H19ZM28 1V0H27ZM31 1V0H30ZM30 1H28L29 3H30ZM32 1H34V0H32ZM36 1V0H35ZM59 2L58 3V5H55L56 4V2ZM74 2L73 3H76V1H78V0H73ZM150 1V0H149ZM154 1V0H153ZM152 1V2H153ZM185 1V0H184ZM188 0H186V2H187ZM193 1V0H192ZM203 1L204 0H201L200 2H202L201 4H203V6H205L206 4V2L204 1V3H203ZM226 3V4H224V5H222L223 7H225L224 9H223V7H221V4L222 3H224V2ZM240 1V0H239ZM237 2V4L238 3H240L239 5H241L242 3V1H240V2ZM250 1V0H249ZM253 1L254 0H252V2L251 3H253ZM257 1H261L262 2V0H257ZM38 2V1H37ZM101 2V1H100ZM190 1H188L187 3H185V2H183V3H185V4H188ZM195 2H197V0L195 1ZM236 1L235 0H233L231 3H234V4H236L235 3ZM261 2H260V4H261ZM34 3H36V2H34ZM65 3V4H64ZM71 3H72V1H71ZM76 3V4H77ZM108 3V2H107ZM150 3V2H149ZM180 3H181V1H180ZM198 3V2H197ZM230 3V4H231ZM254 3H255V5H256V0L254 1ZM254 3H253V5H254ZM258 3V2H257ZM25 4L23 5V6H25ZM148 4V3H147ZM151 4V3H150ZM150 4H148V5H150ZM185 4H183V5H185ZM189 4H191V3H189ZM195 3L193 2V5H194ZM199 4V3H198ZM259 4V5H260ZM32 5V3H30V5L29 6H31ZM37 5H39V4H37L36 3V5H33V6H31V9H32V11L33 10H37L38 9V7H37ZM103 5V4H102ZM114 5L116 6V4L114 3ZM251 5V4H250ZM17 6V5H16ZM22 6V5H21ZM20 6V7H21ZM64 6V7H63ZM94 6V7H93ZM118 6V5H117ZM134 6V7H133ZM182 6V5H181ZM192 5H189L188 6V8H190L189 9V13H192L191 12V7ZM220 6V7H219ZM227 6V7H226ZM237 6V5H236ZM34 7H36L35 9H34ZM50 7V8H49ZM93 8V9H90V8ZM112 7V6H111ZM120 6H118V8H119ZM201 7V6H200ZM255 7H257V6H255ZM260 7V6H259ZM258 7V8H259ZM22 8V7H21ZM20 8V9H21ZM27 8H30V7H28L27 6ZM68 8V7H67ZM117 8V9H118ZM179 8V9H178ZM229 8V7H228ZM237 8V10H232V9H236ZM253 8V7H252ZM51 9V10H50ZM116 9V8H115ZM185 10H186V8H184ZM247 9V8H246ZM264 9V7L261 9L260 8V12L263 14V10ZM24 10H26V9H24ZM106 10V9H105ZM231 10H232V12H231ZM245 10V9H244ZM253 10V9H252ZM94 11H95V13H94ZM122 11H123V9H122ZM174 11H175V14L174 15H176V17L178 18L180 15L183 17V18H181V16H180V20H181V22L180 23H182L183 22V24L184 25H181V26H179L178 24H177V19L175 18V16H173L172 14L174 13ZM176 11H177V14H176ZM223 11V12H222ZM225 11H229V9L228 10H225ZM237 11H239V12H241V13H239V12H237ZM254 11H255V9H254ZM254 11H253V14H254ZM259 11H257L258 13H259ZM18 12V13H17ZM23 12V11H22ZM42 12V11H41ZM125 12V11H124ZM236 12V13H235ZM21 13V12H20ZM94 13V14H93ZM235 14V16L233 15V16H231L232 14ZM30 14H31V12H30ZM34 14H35V11H34ZM40 14V13H39ZM71 14H72V17H71ZM179 14V15H178ZM94 15H98L97 16V20L94 18ZM245 15V14H244ZM257 15V14H256ZM264 15V14H263ZM17 16H18V18H17ZM62 16H64V17H62ZM102 16H103V14H102ZM123 16V15H122ZM126 16V15H125ZM229 16V17H228ZM250 16V15H249ZM254 16V15H253ZM257 16H259V14L257 15ZM256 16V17H257ZM231 17H232V19H231ZM243 17V16H242ZM247 17V16H246ZM263 17V16H262ZM18 20H17V19ZM60 18V19H59ZM62 18L64 19V20H62ZM230 18V19H229ZM243 18H245V16L243 17ZM73 19V21H71ZM237 19V20H238ZM246 19V18H245ZM244 19V20H245ZM264 19V18H263ZM78 20H80V21H78ZM225 20V21H224ZM242 20V18L240 19V21ZM81 21H83V24L85 23L86 25H87V27L86 26H82V24L80 23ZM100 21V22H99ZM224 21V22H223ZM18 22V23H17ZM243 22V21H242ZM241 22V23H242ZM237 23V22H236ZM239 23V22H238ZM243 23H245V22H243ZM242 23V24H243ZM228 24H231V22H229ZM228 24L226 23V25L228 26ZM241 24V25H242ZM128 25H131L132 27H134L135 29H137V30H139V34H137V30H134L136 33H134L135 34V36H133V35H131L132 36V38H129V37H126V38H124L123 37V35H124V33H121L120 34V31H123L124 30V28L123 27H126V26H128ZM243 25H245V24H243ZM224 26V25H223ZM29 27H31V28H29ZM35 27V28H34ZM263 27V26H262ZM129 29L127 30V29H125V30H127L126 32H128V33H130L132 30H130V26L128 27ZM134 28H131V29H134ZM13 29V30H12ZM82 29V31H78V30H81ZM219 29V28H218ZM244 29V28H243ZM207 30V31H206ZM22 32H23V30H21ZM76 31V32H75ZM220 31V30H219ZM7 32H10V33H12V35H14V37L16 38V37H19L18 39L16 38V41H15V43L13 44L11 41H9V42H7L6 40H4V35L7 33ZM117 32H119V34L117 33ZM153 32H157L158 34H164L165 36H164V39H166L167 38V40L166 41H170V42H166L165 41V43H163V41H161L162 43H163V45H162V43H160L159 45H161L160 47H159V45H158V51H157V53H156V55L154 56L153 54H151L150 53V51H146V48L147 49H150V47H151V43H153V36L151 35V33L153 34ZM161 32V33H160ZM14 33V34H13ZM112 33V34H111ZM110 33V35H114L113 36V38H115L114 40L116 41V39H117V37H116V35L113 33V32H111ZM157 33H154V37H155V34L157 35ZM206 33V34H205ZM7 34H9V33H7ZM18 34V35H17ZM126 34V33H125ZM132 34V33H131ZM191 34H192V37H191ZM216 34V33H215ZM12 35H10V36H12ZM162 37V36H161ZM208 37V38H207ZM14 38V39H15ZM156 38V37H155ZM114 40H112V41H114ZM105 41V42H104ZM157 41V40H156ZM217 41V40H216ZM158 42H160V41H158ZM105 44V46H107ZM170 44H172V46H173V50L172 49H170V50H168L167 48H166V46H170ZM210 44V43H209ZM60 46V48H58ZM150 46V47H149ZM153 46V45H152ZM65 47H67V49L69 48V50L71 49V51H67V52H65V51H62ZM71 47V48H70ZM104 47V46H103ZM175 47V48H174ZM63 48V49H62ZM136 48V49H135ZM62 49V50H61ZM133 49H135V50H133ZM211 49V48H210ZM64 50H66V48L64 49ZM104 50L106 51V49L104 48ZM111 50H113V49H111ZM116 50V49H115ZM162 51H164V52H162ZM172 51H173V54L171 55V53H172ZM150 53L151 55H153V57L151 56V55H149V54H147V53ZM206 52V51H205ZM204 52V53H205ZM107 53V52H106ZM117 54H119L118 53V51H117ZM130 54V55H129ZM203 54V53H202ZM223 54H225V53H223ZM149 55V56H148ZM166 55V56H165ZM112 56V55H111ZM126 56H130V58L129 59H126ZM134 56V55H133ZM152 58H151V57ZM197 56V57H198ZM205 56V55H204ZM215 56V55H214ZM113 57V56H112ZM147 57H150V58H148V60H147ZM161 56H158V58H160ZM167 57H169V59H167ZM211 57V56H210ZM222 57V56H221ZM220 57V58H221ZM114 58V57H113ZM162 58V57H161ZM160 58V59H161ZM171 58V59H172ZM187 58V59H186ZM199 58V57H198ZM204 58V57H203ZM104 59V58H103ZM102 59V60H103ZM117 59V58H116ZM176 59V60H177ZM194 59H196L197 60V58H195L194 57ZM226 59V58H225ZM121 61L122 63L124 62V64H125V66L124 67H122V66H120V64H122L121 62H119L120 64H115V65H118V66H114V67H118L117 69H119V67L121 68V70L123 71V68H124V70L125 69H128V68H125V67H131L130 65H132V64H134V63H129V62H131V61H128V63L126 62V61ZM181 62H182V57H181ZM180 60H178V61H175L174 62V68H172L173 67V63L171 64L172 66L171 67H169L167 64H166V67H167V69L168 68H170L169 70L170 71H172V73H174L173 72V70L172 69H174V71L176 72V70H177V68L179 67L180 68V65H179V61ZM192 60V59H191ZM71 61H73L74 62V64L73 63H71ZM77 61V62H76ZM91 61H89V62H91ZM154 61H156V58H155V60ZM164 61V60H163ZM162 61V59H161V62H163ZM192 61H194L195 62V60H192ZM207 61V60H206ZM205 61V62H206ZM216 61V60H215ZM75 62H76V64H77V66H75L76 64H75ZM82 62V63H83ZM85 62V63H86ZM126 62V63H125ZM144 62V61H143ZM143 62H141L142 64H144ZM146 62V63H147ZM158 62V61H157ZM185 62H187L186 64H185ZM191 62V61H190ZM204 62V63H205ZM64 63H66L69 67H68V69H70V71L68 72L67 70H66V66H64ZM164 63H166V62H164ZM163 63V64H164ZM204 63H203V66H204ZM208 63V62H207ZM206 63V65H208V66H210L209 67V69H207L206 67L207 66H205V70H207V72L208 73H213L214 72V70H211L210 71V68L212 67L211 65H210V63H208L207 64ZM71 64H72V66H71ZM97 64H98V62H97ZM127 64V65H126ZM130 64V65H129ZM175 64H177L178 66H176ZM196 64V63H195ZM195 64H193V66H195ZM95 65V64H94ZM93 65V66H94ZM99 65V64H98ZM136 65V64H135ZM148 65V64H147ZM146 64H145V66H147ZM97 66V65H96ZM109 66H111V64L109 65ZM109 66H107V68H109ZM133 67H134V65H132ZM137 66H138V64H137ZM192 66V65H191ZM190 66V67H191ZM192 66V67H193ZM200 66V65H199ZM85 67L86 66H84V67H82V68H84L83 69V71H81V72H84L85 73ZM95 67V66H94ZM98 68H99V66H97ZM97 67L96 68H93L92 66H91V68L89 69V71H88V69H87V67H86V73H87V75L90 77V74H88V72H90V70H91V72L90 73H92L93 72V69H96V70H98L97 69ZM113 67V68H114ZM148 67V66H147ZM151 67V66H150ZM158 67V66H157ZM157 67L156 66H154V67H151L152 69L154 68L155 70H157V72L159 71L158 69H157ZM183 67V66H182ZM181 67V70L182 69H184L185 70V67L186 66H184V68H182ZM189 67V68H190ZM213 67H214V63H213ZM89 68V67H88ZM106 68V69H107ZM111 68V67H110ZM116 68H114L115 70H116ZM134 68H136V67H134ZM134 68H132V69H134ZM176 68V69H175ZM188 67H186V69H187ZM194 69H195V67H193ZM192 68V69H193ZM198 68V67H197ZM202 68L203 67H201V70H202ZM18 69H23V71L26 73V75H25V79H26V81H24V82H22V83H25V84H28L27 85V87L29 86V88L28 89H23L22 87L20 88L21 89V91L18 93V95L16 94V92L14 91V89L12 88L13 86L10 84V80L12 79V78H10V82H8L6 79H4L3 78V75H7L6 77H9V76H13L14 77V75H18V72H17V70ZM78 69V68H77ZM136 69H138V68H136ZM148 69V68H147ZM151 69V70H152ZM199 69V68H198ZM212 69V68H211ZM80 70V69H79ZM78 70V71H79ZM121 70L119 71L118 70V72L120 73L121 72ZM150 69H148V71H149ZM182 71V74L185 72V71ZM190 70L191 69H187V71H189L190 72ZM200 70V71H201ZM209 70V71H208ZM218 70V69H217ZM262 70V69H261ZM264 70V69H263ZM77 71V72H78ZM88 71V72H87ZM95 71V70H94ZM99 71H100V68H99ZM103 71V70H102ZM117 71V70H116ZM115 71V72H116ZM170 71H168V73H169V75H171L172 73H170ZM186 71V72H187ZM198 71V70H197ZM203 71V70H202ZM213 71V72H212ZM74 72H75V70H74ZM106 72H107V70H106ZM118 72H116L117 74H118ZM178 70H177V74H178ZM181 72V71H180ZM179 72V73H180ZM185 72V73H186ZM192 73L191 74H189V75H191L192 76V74H193V71H191ZM218 72V71H217ZM124 72H122V74H123ZM152 75L154 74L152 71L150 72ZM159 73H160V71H159ZM184 73V74H185ZM197 73H199V72H197ZM60 74V77L59 78H57L58 77V75ZM93 74V73H92ZM91 74V75H92ZM96 74V73H95ZM94 74V75H95ZM113 74V73H112ZM112 74H110V76H109V79L110 78H112V76H114V74L112 75ZM122 74H120V75H122ZM135 74V73H134ZM177 74H175L174 73V75L173 76H175V77H173L172 75V77L175 79L176 78V80H178L179 79V81H181V80H183V81H185V78L187 77L186 75H187V73H186V75H185V77H184V79H180V76H179V74L177 75ZM183 74V75H184ZM200 74V73H199ZM205 74V73H204ZM215 74V75H214ZM216 74L217 73H213V75H214V77H216ZM218 74H221V73H219L218 72ZM217 74V75H218ZM66 75H65V77H66ZM93 75V76H94ZM100 75H101V73H100ZM119 75V74H118ZM118 75H116L117 77V79L116 80H121L120 78L118 79V77H120V75L118 76ZM143 75V74H142ZM155 75H156V73H155ZM158 75V74H157ZM181 75V74H180ZM222 75V74H221ZM225 75V74H224ZM88 76H87V78H85L86 80L88 79ZM176 76H179V77H176ZM206 76V75H205ZM209 76V75H208ZM262 76V75H261ZM77 77V79L79 80V79H81L82 80V78H83V80H85L84 79V77H86V76H82V78H80V77H78V75L76 76ZM76 77H75V79H76ZM95 77V76H94ZM94 77H92V78H94ZM124 77V74L121 76V78H123ZM153 78H154V76H152ZM161 77V78H160ZM167 77H168V74H167ZM182 77V76H181ZM219 78H220V75L218 76ZM222 77V76H221ZM224 77V76H223ZM264 77V76H263ZM21 77H19V79H20ZM24 78V77H23ZM23 78L21 79V81L23 80ZM57 78V79H56ZM124 78H126V79H128V76L126 75ZM156 78V77H155ZM160 78V79H159ZM162 78H163V76L161 75L160 76V74L158 75V77L156 78V81L158 82V84H162V83H159V82H161V81H163L162 80ZM165 78V77H164ZM171 79L172 80V83L171 84H173V81H175L174 79ZM189 78V77H188ZM188 78H186V79H188ZM192 78V77H191ZM201 78H203L202 77V75H201ZM207 78V77H206ZM225 78V77H224ZM17 79H18V76H17ZM18 79V81L20 82V80ZM67 79V78H66ZM69 79V78H68ZM67 79V80H68ZM95 79H97V78H95ZM114 79V78H113ZM159 79V80H158ZM207 79H209V78H207ZM217 79V78H216ZM222 79V81H223V78H221ZM228 79V78H227ZM57 80V81H56ZM73 80V79H72ZM76 81L77 83H79V81ZM83 80H82V83H83V85H82V83L80 84V85H82V86H84V85H86L88 82H86V84H85V81L83 82ZM91 80H94V79H91ZM145 80H148V79H145ZM144 80V81H145ZM155 80V79H154ZM161 80V81H160ZM170 80V79H169ZM169 80H167L168 81V83L165 81V79H164V81L170 86V82H169ZM192 80V79H191ZM190 80V81H191ZM197 80H198V78H197ZM202 80V79H201ZM211 80H213V78L211 79ZM211 80H210V82H211ZM215 80V79H214ZM228 80H230V79H228ZM16 80H14V82H15ZM130 81V80H129ZM164 81H163V84H162V86L164 85V86H166V87H164L165 88V90H167V91H171L172 89L170 88V90H169V86L167 87V84L165 85V83H164ZM183 81H182V84H184V85H187L188 83V80H186L185 81V83H183ZM225 81V80H224ZM235 81V80H234ZM249 81H250V79H249ZM17 82V81H16ZM81 82V81H80ZM116 82V81H115ZM121 83H123V84H121V87H123L122 85H124V87H126V90H125V92L127 93V92H129V91H131L132 90V87H130L129 89H128V87H127V85L125 86V82H122V81H120ZM133 82V81H132ZM153 83L155 82V81H152ZM176 82H178V81H176ZM175 82V84L176 85H178V83H176ZM199 82H201V81H199ZM206 82V81H205ZM209 82V81H208ZM216 82V81H215ZM214 82V83H215ZM219 82H221V81H219L218 80V82H216L215 83V87H217V89H218V85L217 84H220ZM229 82V81H228ZM227 82V83H228ZM22 83H21V85H22ZM69 83V82H68ZM110 82L108 81L107 83H104L106 86H108V85H110L109 84ZM135 83V82H134ZM138 83L139 84H141L140 83V81H138ZM146 82H144V83H142V84H144V85H146L145 84ZM191 83V82H190ZM198 83V82H197ZM207 83V82H206ZM205 83V84H206ZM222 83V82H221ZM103 84V85H104ZM115 84V83H114ZM117 84V83H116ZM129 84H130V82H129ZM174 84V85H175ZM181 84V85H182ZM199 84V83H198ZM212 84V83H211ZM210 84V85H211ZM232 84H234V83H232ZM20 85V86H21ZM63 85H65V83L63 84ZM70 85V83L68 84V86ZM79 85V86H80ZM88 85H89V83H88ZM104 85V86H105ZM142 86V88L144 89V87L145 86ZM175 85V87L173 86V93H177V94H180L179 92H176V90H179V89H181V86H180V83H179V88L177 87ZM201 85V84H200ZM207 85V84H206ZM235 85H236V83H235ZM19 86V87H20ZM67 86V87H68ZM106 86H105V88H106ZM131 86H134V85H131ZM155 86H157V85H155ZM161 86V85H160ZM161 86V87H162ZM188 86V85H187ZM213 86V90H216L215 89V87ZM24 87V86H23ZM57 87H59V86H57ZM81 87V86H80ZM89 86H87V88H88ZM95 87V86H94ZM116 87H119V84H118V86H116ZM115 87V91L117 92V88ZM201 87V86H200ZM199 87V88H200ZM208 88L210 87V86H207ZM54 88H56V87H54ZM53 88V89H54ZM83 88V87H82ZM86 87H84V89L86 90L87 89ZM110 87H108V89H109ZM112 88V87H111ZM111 88L109 89V90H106V92H103V93H108V95H109V91H111V94H112V90H111ZM160 88V87H159ZM178 88V89H177ZM182 88H183V86H182ZM203 88V87H202ZM219 88H220V86H219ZM230 88V87H229ZM57 89V88H56ZM76 90H77V88H75ZM83 89V90H84ZM88 89H90V88H88ZM92 89H95V88H93L92 87ZM98 89V88H97ZM142 89V90H143ZM145 89L146 90H148L146 87H145ZM150 90H151V88H149ZM161 89V88H160ZM175 89V90H174ZM187 89V88H186ZM186 89L185 90H183V92L185 93V98L183 97V99H184V103H186L187 101L188 102H192L191 100H190V96H188L187 95V91H186ZM210 89V88H209ZM231 89V88H230ZM57 90H61L60 88L59 89H57ZM75 90V91H76ZM101 90H102V88H101ZM127 90H129V91H127ZM148 91L149 93H148V96L149 95H154L155 94V92L153 93V91ZM164 89L162 90L163 92L165 91ZM220 90V89H219ZM66 91H67V89H66ZM78 91V90H77ZM80 91V90H79ZM78 91V92H79ZM90 91V90H89ZM94 91V90H93ZM92 91V92H93ZM103 91V90H102ZM122 91L124 92V90L122 89ZM141 91V90H140ZM165 92L166 94L165 95H167V98L169 97L170 98V94L168 93V92ZM181 91V90H180ZM196 91V92H195ZM195 91H193V93L195 92L196 94H197V91L198 90H195ZM203 91V90H202ZM210 91V90H209ZM208 91V92H209ZM63 92V91H62ZM61 92V93H62ZM85 92H88L87 90L85 91ZM132 92V91H131ZM139 92V91H138ZM142 93L144 92V91H141ZM147 91H145V93H146ZM189 92H190V89H189V91H188V94H189ZM199 92V91H198ZM212 92V91H211ZM211 92H209V94L211 93ZM244 92V91H243ZM81 93V92H80ZM84 93V92H83ZM99 93H101V92H99ZM204 93V92H203ZM207 93V92H206ZM214 92H212L211 94H212V96L216 93H214ZM226 93V92H225ZM225 93H224V95H225ZM58 94H60V95H58ZM67 94V93H66ZM85 94V93H84ZM90 94V93H89ZM182 94V93H181ZM220 94V93H219ZM227 94V93H226ZM229 94H232V93H228V96H229ZM73 95V96H72ZM80 95H82V93L81 94H79V96ZM86 95V94H85ZM84 95V96H85ZM96 94H94V96H95ZM117 95V93H115V94H113L112 96H114L113 98H111V95L109 96L110 98H108V99H106V98H100L99 100H98V102H97V104H98V109L97 108H95V109H97L96 110V112H99L100 114H101V116H100V119H102V121H101V123L103 122V121H105L104 120V118L103 117H107V116H109L110 115V117H112V118H115V119H121L122 117V115H124L123 113L125 112L126 114V116L124 115V117H128V118H124V120H122V123H120V130H118L119 132H123V130L125 129L124 128V126H125V124L127 123V124H130L129 126H125L127 129H129V130H131V131H129V132H131V133H129L128 132V130H127V133H129L130 135L132 134V136H133V138H135V136H136V134L138 135L139 133V136L143 133V132H136V131H133L134 129H136L135 128V125L134 124H137V122L140 124V122L143 120V116L142 115H144L145 113H144V110H146V104H145V106L143 105V107H145L144 109H143V107H142V104L140 105L141 107H142V111H140L139 113L141 114H138V112L136 113V112H134V110L135 109H137L138 108V110L140 109L138 106H137V104L138 103H142L141 101H143L144 100V98H143V100H141V101H138L137 99L138 98H136V100L138 101H136V103H134V101H132V99L134 100L135 98H131V96L133 97V93H132V95L130 96V93H128V94H120L121 96H123V97H121L120 95V98H119V96L117 97L116 96ZM125 95H129L128 97L127 96H125ZM170 95V96H169ZM199 95V94H198ZM206 96H207V94H205ZM205 95H203V96H205ZM83 96V95H82ZM81 96V98H80V100L83 98ZM87 96V95H86ZM91 96V95H90ZM116 96V97H115ZM135 96V95H134ZM150 96V97H151ZM181 96V95H180ZM197 96V95H196ZM216 96H218L217 94H216ZM73 97V98H72ZM88 97V96H87ZM126 97L128 98V100L126 99ZM178 97V96H177ZM188 97H189V99H188ZM199 97V96H198ZM84 98H86V97H84ZM90 98V97H89ZM123 98V99H122ZM131 98V101L129 100ZM149 98V97H148ZM153 98H155L154 100V102H155V106H153L155 109H157V108H159L160 106H159V103H160V99H157V96L156 95H154V97L152 96V99ZM168 98V99H169ZM172 98V100H173V98L175 99L176 97H171ZM170 98V99H171ZM182 98V97H181ZM186 98H187V100H186ZM203 98V97H202ZM94 100H95V97L93 98ZM157 99V100H156ZM165 99V98H164ZM177 100L179 99V98H176ZM183 99H181V100H183ZM199 99V98H198ZM77 100V99H76ZM180 100V101H181ZM190 100V101H189ZM193 100V99H192ZM206 100H207V97L205 98L204 97V102H206ZM208 100H209V98H208ZM207 100V101H208ZM212 100H214V98H212ZM85 101H86V99H85ZM89 101V100H88ZM158 102V105L156 104L157 102ZM169 101V100H168ZM174 101H176V100H174ZM194 101V100H193ZM195 101H196V99H195ZM211 101V100H210ZM232 101H233V99H232ZM245 101H246V99L244 100V101H242V102H244V104H245ZM87 102V101H86ZM129 102H131L132 104L134 103V106H136L137 108H133V107H127V105H129ZM144 102L145 103H149L148 101H145L144 100ZM153 102V103H154ZM166 102V101H165ZM177 102V101H176ZM182 102V101H181ZM202 102V101H201ZM223 102H224V100H223ZM223 102H221V103H219V104H221V105H223ZM227 102V101H226ZM234 102V101H233ZM232 102V103H233ZM241 102V103H242ZM247 102V101H246ZM75 103V104H74ZM130 103V105L131 106H133L132 104ZM151 103V102H150ZM152 103V104H153ZM198 103V105H200L199 103H200V100H199V102H197ZM203 103V102H202ZM211 103H212V101H211ZM211 103H209L208 102V105L210 104V106H211ZM215 103V102H214ZM230 102L228 101V104H229ZM231 103V105H229L230 106V108L229 109H231V111L228 109V106H225V110H220L219 109V105H218V113H219V111L221 112V111H224L225 113H219V114H221L222 115V117H224L225 119H228V118H226L225 117V115L224 114H226V116H228V114H229V116H231V119H232V117L234 116V114L232 115V112L234 111V112H236L237 111V109H238V112H239V108H241V107H243V105L241 106V107H238L237 108V105H238V103L234 106V104H232ZM240 103V102H239ZM240 103V104H241ZM79 104V105H78ZM177 104V103H176ZM183 104V103H182ZM182 104H179V105H181L180 107H179V110H181V109H183L185 106H183ZM191 105V107L193 108V104L192 103H190ZM205 104V103H204ZM216 104H218V103H216ZM216 104H214V107H213V105H212V107H213V111L212 112H216V109H214V108H216ZM247 104V103H246ZM150 105V104H149ZM148 105V106H149ZM157 105V106H156ZM202 105V104H201ZM200 105V106H201ZM206 105V104H205ZM207 105V108L204 106L203 108L205 109V110H207V109H209L208 106ZM232 105L234 106V107H232ZM199 106V107H200ZM224 106V105H223ZM94 107H96V106H94ZM153 107H150V109H154ZM171 107H173V106H171ZM211 107V108H212ZM128 108L129 109H133V111H132V113H130V114H134L135 113V115L137 116V114L138 115H140V118H142V120L140 121V118H137V122H135V119H133L134 117H136L135 115H132V116H134L133 118H131V122H135L134 124H132V123H130V121L128 122V121H125V119H129V112L131 111H129L128 113L126 112V111H128ZM203 108H202V110H203ZM222 108V107H221ZM149 108L147 107V110H148ZM160 109V108H159ZM162 109V108H161ZM160 109V110H161ZM170 109H172V108H170ZM169 109V110H170ZM185 109V108H184ZM194 109V108H193ZM196 109V108H195ZM194 109V110H195ZM200 109H201V107H200ZM233 109V110H232ZM243 109H245V105H244V108H242V111H243ZM85 110V111H84ZM226 110H228V111H226ZM249 110V109H248ZM88 111V110H87ZM87 111H86V113H87ZM90 111V110H89ZM89 111H88V113H89ZM155 111H158V110H155ZM182 111V110H181ZM201 111V110H200ZM242 111H241V113L239 112V114L238 113H236V114H238V116L235 118L237 121H239L238 123H240V122H242V123H240V125L239 124H237V123H235V127H236V125H237V128L239 129L240 127V129L237 131V128H235V127H233V130H236V131H233L234 133L233 134H235V133H237L236 135H235V138H237L238 136H242V134H244V128H243V126L245 127V126H247V125H249V124H246V122H248V121H250V120H248L247 121V118H250V117H247L248 115H245V116H243L244 114L242 113ZM246 111V110H245ZM21 112H22V114H21ZM58 112V113H57ZM71 112V113H72ZM76 112V111H75ZM148 116L149 115H151V113H150V110H148ZM163 112V111H162ZM206 112H208V111H206ZM62 113V112H61ZM65 113V112H64ZM65 113V114H66ZM70 113V114H71ZM78 113V112H77ZM99 113H98V115H99ZM159 113V112H158ZM164 113V112H163ZM198 113H199V111H198ZM218 113H216V114H218ZM245 113V112H244ZM21 114V115H20ZM63 114V113H62ZM68 114V113H67ZM210 114V113H209ZM215 114V113H214ZM215 114V115H216ZM231 114V115H230ZM243 114V115H242ZM246 114V113H245ZM249 114H252V113H249ZM257 114V113H256ZM74 115V114H73ZM73 115H71V116H73ZM88 115V114H87ZM93 115V114H92ZM98 115H96V116H98ZM145 115H147V113L145 114ZM152 115H154V113L152 114ZM152 115H151V117L149 116V118L151 119L152 118ZM156 115V114H155ZM241 115L243 116V117H241ZM254 115V114H253ZM94 116H95V112H94ZM142 116V117H141ZM173 117H172V119L174 118V117H176L177 115H175V114H173L172 115ZM206 116V115H205ZM210 116H212L211 114H210ZM228 116V117H229ZM255 116V115H254ZM3 117H8V118H10L14 123H12L11 122V124H12V130H10V129H8V128H5L3 125V121H2V118ZM88 117H89V115H88ZM99 117V116H98ZM121 117V118H120ZM138 117V116H137ZM147 117V116H146ZM157 117V119L159 118L158 116H156ZM163 117V116H162ZM161 117V118H162ZM207 117V116H206ZM205 117V119H204V126H202V128H203V132H205V126L208 128V125H210L211 127V129L213 128V126H214V128H213V131H215V129H216V127L218 126V125H220L219 126V128L221 127V123H222V119L223 118H221V122L217 125L216 124V126H215V124L214 123H216V122H212V121H210V119L211 118H206ZM220 117V116H219ZM235 117V116H234ZM8 118H6V119H8ZM74 118H76L75 116H74ZM93 118V117H92ZM91 118V119H92ZM153 118L155 119V116H153ZM153 118H152V120H153ZM177 120H178V122H179V115L177 116ZM244 118H245V121H243L244 120ZM96 119L97 118H95V120H94V122L96 121ZM99 119V118H98ZM133 119V120H132ZM163 119V118H162ZM182 119V118H181ZM209 119V120H208ZM238 119H240V120H238ZM61 120V122H58V124H54V121H60ZM149 120V119H148ZM156 120V119H155ZM154 120V121H155ZM164 120V119H163ZM208 122H207V121ZM212 120V119H211ZM229 120H230V118H229ZM227 120L228 122H229V126H230V124L232 125V122H230V121H232V120ZM235 120V121H236ZM120 121V120H119ZM119 121H117L116 120V123H117V125H119ZM145 121V120H144ZM143 121V122H144ZM153 121V122H154ZM157 121V120H156ZM173 121H175V122H173ZM180 121H182V120H180ZM201 121V120H200ZM225 121V124H227V122H226V120H224ZM223 121V122H224ZM236 121V122H237ZM82 122H84V123H82ZM113 122H115V121H113ZM143 122L140 124V125H142V127H144L143 125L145 124H143ZM167 122V121H166ZM174 123V125H175V123H177L176 122V120L174 119V120H171V123ZM209 122H211V123H209ZM244 122V123H243ZM2 123V124H1ZM60 123H64L63 125L65 126H62V125H60ZM107 123H109V122H107ZM112 123V122H111ZM115 123V124H116ZM151 123V122H150ZM149 123V124H150ZM160 124L161 122H155L154 123V126H156L155 124ZM200 123H202V122H200ZM206 123H208L207 125H206ZM258 123V122H257ZM93 124V123H92ZM97 124V123H96ZM103 124H106V123H104L103 122ZM124 124V126L122 127V128H124V129H122L121 130V125H123ZM243 124V125H242ZM245 124V125H244ZM8 125H10V124H8ZM112 125H114V124H112ZM116 125V126H117ZM134 126V129H133V126ZM150 125H152L153 126V124H150ZM162 125H163V123H162ZM161 124L159 125L160 126V128L163 130V126H162ZM171 125H173V124H171ZM198 125V124H197ZM196 125V126H197ZM203 125V124H202ZM228 125V124H227ZM253 125H255V124H253ZM258 125V124H257ZM61 126V127H60ZM89 126V125H88ZM98 126V125H97ZM101 126H104V125H102L101 124ZM106 126V125H105ZM108 126H109V124H108ZM107 126V130H109L107 133H110L111 134V129L113 128V126H111L112 128H109ZM131 126V128H129ZM149 126V125H148ZM152 126H150L151 128H152V130H153V128H154V126L152 127ZM162 126V127H161ZM225 126V125H224ZM221 127L220 129L217 127V132L216 133H219V131L223 134L224 132H225V128L226 127ZM239 126V127H238ZM4 127V128H3ZM11 127V126H10ZM65 129V130H63V128ZM69 127H70V124H69ZM95 127V126H94ZM142 127H141V129H142ZM158 127V126H157ZM192 127H194L195 128V125L194 126H192ZM60 128V129H59ZM80 128V127H79ZM115 128V127H114ZM144 128H147L146 127V125H145V127ZM159 128V129H160ZM165 128H166V125H165ZM202 128L197 132V135L199 136V134H200V136L198 137V138H200L198 141H197V143L195 142V144H194V146L196 147V148H193L192 150H193V153L194 154H200V153H204L203 155H205V153L207 154V155H209V154H212V155H216V153H218V155H219V153L220 154H224L223 152V150H226L224 147H222L221 148V146H219V145H221L220 143H222V142H219V144H217L218 143V140H217V137L219 136V138H221L220 136H222V138H224L223 137V135L220 133V134H215L214 135V133H213V131L211 130H209V129H207V136L208 137H210L209 136V133H211L213 136H211L209 139H207V138H204V135H205V133H204V135L202 134L203 132H202ZM230 128H231V126H230ZM229 128V129H230ZM235 128V129H234ZM248 128H250V130H251V126L250 127H248ZM253 128H254V126H253ZM257 128V127H256ZM99 129V128H98ZM158 129V130H159ZM197 129H198V127H197ZM228 129V128H227ZM242 129H244V130H242ZM40 130V131H41ZM74 130L76 131V132H82V133H84V134H82V135H80V133H79V136H78V134L76 133V132H74ZM106 130V131H107ZM117 129H115V131H116ZM137 130V129H136ZM144 130H146L147 132H149L150 131V133H152V130H150L149 129V131H148V129H143V131ZM157 130V131H158ZM196 130V129H195ZM209 130V131H208ZM253 130H255V129H253ZM260 130V129H259ZM142 131V130H141ZM163 131H165V130H163ZM193 131V129L191 130V133H193L192 132ZM223 131V132H222ZM240 131H242L240 134H239V132ZM246 131V130H245ZM36 132V130H34V132H33V134ZM93 132H94V130H93ZM93 132H92V135H93ZM105 132V128H103V133ZM113 132V131H112ZM117 132V131H116ZM136 134H135V133ZM146 132V133H147ZM159 132H161V131H159ZM196 132V131H195ZM37 133V132H36ZM35 133V134H36ZM67 134V138L64 136V138H61L64 134ZM76 133V134H75ZM95 133V132H94ZM97 133H99L98 131H97ZM96 133V134H97ZM106 132H105V135L107 134ZM126 133V131H125V136H124V133H121L123 136V138H122V140L124 139V137H125V139L121 142V144H119L118 143V141L116 142V147H114V148H112V147H110L111 145H109L108 144V141H106V140H104V141H106L107 143H105L104 144V147H105V149H109V150H111V152H112V150H113V152H115L116 153V157H115V155L114 154H112V155H114V156H112L111 157V160H110V162L112 161L113 162V160H115L114 162H116V160H117V163L116 164H119V166H120V168H119V166H117L116 164V169L118 170V171H120V175H118V172L116 171V173H117V175L115 176L114 175V170H113V168H115V166L113 165V164H110V162H105L104 163V160H103V163H104V168H105V172H103L106 176H105V178H107L106 179V181H109V183H116L117 181H118V177H120L121 175H123V174H128V172L127 171H129V170H126V166L128 167V163L127 162H129L128 160H131V159H134L135 157H134V155L132 156L131 155V152L132 151H130L131 149H133L134 150V146H132L133 148H129V147H126V145H129L130 143H135V142H132L131 140H130V137H129V134H128V137H126L127 134ZM133 133H134V135H133ZM145 133V132H144ZM143 133V134H144ZM145 133V134H146ZM158 134V132H153L152 134H153V136H152V141L153 142H156V141H158V138L160 139V136H161V140H162V142L159 140L158 141V143L160 142L161 143V147L162 146H165L166 148H165V150L167 149V150H169V151H171L172 149H175V147H174V145L172 144H170L169 143V145L170 146H173L172 147V149L171 148H169L170 146L169 145H167L168 144V142L170 141L169 139H171V138H169V139H167L168 141H166V143H164L165 141H163V136L164 137H166L165 135H167V134H165V132H162V134H160V136L158 135V138H157V135L156 134ZM231 133V132H230ZM229 133V134H230ZM54 134V133H53ZM75 134V135H74ZM110 134L109 135H107L108 137H110ZM114 134V133H113ZM120 134V133H119ZM163 134H165V135H163ZM184 133H182L181 135L178 133V135H179V137L180 136H182ZM232 134V135H233ZM246 134V133H245ZM251 134V133H250ZM250 134H248L249 136H251ZM252 134H253V132H252ZM89 135V136H88ZM101 135V134H100ZM112 135V134H111ZM117 135V134H116ZM148 135H150L149 133H148ZM156 135V136H155ZM174 135H176V134H174ZM192 135V134H191ZM201 135H202V137H201ZM218 135V136H217ZM42 136H43V134H42ZM93 136H95V134L93 135ZM91 137V138H93L92 140H95L94 138L95 137ZM114 136V135H113ZM121 136V135H120ZM145 136V135H144ZM147 136V135H146ZM168 136V135H167ZM177 136V135H176ZM193 136V135H192ZM192 136H190V137H192ZM216 137V139H214L215 137ZM230 136H231V134H230ZM234 136V135H233ZM256 136H258V135H256ZM46 137H48L47 135H46ZM77 137V138H76ZM105 137V136H104ZM108 137H107V140H109V139H112V137L111 138H109L108 139ZM115 137V136H114ZM138 137V136H137ZM148 137V136H147ZM154 137H156L157 139L156 140H154L155 138ZM172 137V136H171ZM174 137V136H173ZM172 137V138H173ZM178 137V136H177ZM177 137H175V138H177ZM178 137V138H179ZM206 137V136H205ZM212 137H214V138H212ZM240 137H238L239 139H237V143H236V146H235V149H237L238 147H242V145H240L239 146V143H242V141H239V140H243L242 139V137L240 138ZM252 137V136H251ZM26 138V139H25ZM33 139H34V136L32 137ZM36 138H38V137H36ZM35 138V139H36ZM43 138V137H42ZM41 138V139H42ZM44 138H45V136H44ZM54 138V137H53ZM79 138V139H78ZM80 138H82V139H80ZM133 138H131L132 140H134ZM144 138V137H143ZM142 137H141V139H143ZM181 138V137H180ZM187 138H189L188 137V135H187ZM186 138V139H187ZM195 138V137H194ZM193 138V139H194ZM198 138H196V139H198ZM212 138V139H211ZM233 138V137H232ZM235 138H233V139H235ZM243 138H244V136H243ZM248 138V137H247ZM257 139H258V137H256ZM31 139V138H30ZM35 139H34V141L33 142H35V143H37V141H35ZM38 139H40V138H38ZM83 139V140H84ZM98 139H100V138H98ZM118 139H121V138H117V140ZM185 139V140H186ZM203 139L206 141V140H209L208 141V143L206 144V142H204L206 145H204V143H203V145H200L202 142H203ZM230 139V138H229ZM246 139V138H245ZM250 139L251 138H248L247 140H249L250 141ZM37 140V139H36ZM77 140V141H76ZM149 140H151V138L149 139ZM164 140H166V139H164ZM173 140H174V138H173ZM190 140V139H189ZM228 140V139H227ZM263 140V139H262ZM31 141V140H30ZM44 141V140H43ZM75 141H76V143H75ZM86 141V143L89 145V143L87 142V140H85ZM97 141H99V140H97ZM103 141V142H104ZM111 141V140H110ZM109 141V142H110ZM147 141V140H146ZM187 141V140H186ZM191 141H193V140H191ZM191 141H189L188 143H190ZM200 141H201V143H200ZM212 141H214V143L216 144V145H218V149H216L217 147H216V145L215 144H213V145H210V144H212L213 142ZM215 141H217V143L215 142ZM229 141V140H228ZM248 141V142H249ZM39 142V141H38ZM101 142H102V140H101ZM100 142V143H101ZM144 142V141H143ZM151 142V141H150ZM149 142V143H150ZM247 142V143H248ZM250 142H254V140L253 141H250ZM34 143V144H35ZM45 143V142H44ZM47 143H48V141H47ZM55 143V144H56ZM99 143V144H100ZM117 143H118V145H117ZM129 143V144H128ZM139 143V142H138ZM147 143V142H146ZM149 143H147V144H149ZM164 143V144H163ZM200 143V144H199ZM245 143H246V141H245ZM247 143H246V146H247ZM255 143V142H254ZM38 144H41V143H38ZM51 144V143H50ZM57 144V145H58ZM94 144V143H93ZM97 144V143H96ZM151 144H153L152 142H151ZM154 144H157V142L156 143H154ZM153 144V145H154ZM191 144V143H190ZM229 144V143H228ZM233 144H235V142L233 143ZM238 144V145H237ZM44 145H48V144H44ZM43 145V146H44ZM92 145V144H91ZM131 145V144H130ZM133 145H135V144H133ZM160 145V144H159ZM215 145V146H214ZM225 145V144H224ZM232 145V144H231ZM230 145V147H232V146H234V145H232L231 146ZM244 145V144H243ZM30 146V145H29ZM28 146V147H29ZM39 146V145H38ZM37 146V147H38ZM42 146V145H41ZM40 146V147H41ZM51 146H53V145H51ZM90 146V145H89ZM95 146V145H94ZM98 146V145H97ZM140 146V145H139ZM142 146V145H141ZM147 146V145H146ZM211 146H212V148H215V149H213L214 151H210V149H211ZM238 146V147H237ZM45 147V146H44ZM48 147H50V146H48ZM53 147H55V146H53ZM91 147H93V146H90V148L89 149H91ZM101 147V146H100ZM103 147V146H102ZM154 147H156V146H154ZM188 147V146H187ZM191 147H193V146H191ZM226 147H227V144H226ZM42 148V147H41ZM55 148H57V147H55ZM99 148V147H98ZM152 148H153V146H152ZM151 148V149H152ZM233 148V147H232ZM246 148V147H245ZM49 149V148H48ZM82 149V150H81ZM87 149H88V147H87ZM88 149V150H89ZM124 149H128L129 150V152L128 153H130V154H128L129 155V157H131V159L130 158H127V157H124L122 154H124L125 153V151L126 150H124ZM136 149L137 148H135V151H136ZM139 149V148H138ZM155 149V148H154ZM191 149V148H190ZM234 149V148H233ZM247 149H248V147H247ZM83 150H84V152H83ZM87 150V151H88ZM92 150V149H91ZM91 150H89V151H91ZM104 150V149H103ZM155 150H158V149H155ZM160 150H162L161 148H160ZM230 150V149H229ZM239 150V149H238ZM100 150H98V157H99V154H100V152H99ZM102 151V150H101ZM106 151V150H105ZM104 151V152H105ZM124 151V152H123ZM236 151V153H237V150H235ZM234 151V152H235ZM241 151V150H240ZM244 151V153L245 154H247V150L245 151V149L243 150ZM192 152V151H191ZM229 152V151H228ZM249 152V151H248ZM264 152V151H263ZM37 153V152H36ZM39 153H40V151H39ZM42 153H43V151H42ZM42 153H40V154H42ZM50 153V152H49ZM58 153V152H57ZM134 153V152H133ZM136 153H138V152H136ZM140 153V152H139ZM152 153V152H151ZM150 153V154H151ZM242 153V152H241ZM243 153V154H244ZM94 154V153H93ZM125 154H127V153H125ZM135 154V153H134ZM238 155H240L239 157L242 159L243 158V154H240V152L239 153H237ZM249 154V153H248ZM49 155V154H48ZM90 155V156H89ZM103 155H104V153H103ZM128 155H126V156H128ZM137 155V154H136ZM41 156V155H40ZM58 156V155H57ZM94 156V155H93ZM101 156V155H100ZM108 156V155H107ZM197 156H199V155H197ZM209 156H211V155H209ZM220 156V155H219ZM222 156V155H221ZM259 154H256V155H254V160H255V163H256V161H258V159H259ZM96 157V156H95ZM103 157V156H102ZM133 157V158H132ZM212 157V156H211ZM248 157V156H247ZM115 158V159H114ZM117 158V159H116ZM40 159V158H39ZM42 159V158H41ZM45 159V158H44ZM49 159V158H48ZM113 159V160H112ZM142 158H140V160H141ZM211 159V158H210ZM244 159V158H243ZM242 159V160H243ZM136 160V161H135ZM137 160L138 159H134L133 161H134V163H136L138 166H139V164H138V162H137ZM211 160H213V158L211 159ZM241 160V161H242ZM43 162H45L44 160H42ZM48 161V160H47ZM57 161V160H56ZM127 161V162H126ZM142 161V160H141ZM140 161V162H141ZM244 161H245V159H244ZM251 161V160H250ZM131 162V161H130ZM142 162H144V160L142 161ZM142 162H141V164H142ZM47 163V162H46ZM243 163V162H242ZM245 163V162H244ZM49 164H51V163H49ZM121 164V165H120ZM135 164V165H136ZM141 164H140V166H141ZM40 165H42V164H40ZM48 165V164H47ZM130 165H133L132 164V162H131V164H129V167H131L132 169H134V168H136L137 167V165L135 166V165H133V166H135V167H133V166H130ZM86 167V168H87ZM143 167H144V165H143ZM142 166H141V168H143ZM141 168H138V172L140 173L141 172ZM93 170V168H91L90 167V170L89 169H87L88 171H92ZM98 168L96 167V166H94V171L95 170H97ZM120 169V170H119ZM124 169V170H123ZM79 171H81V172H79ZM38 172H39V177H37V174H38ZM50 172V171H49ZM93 172V171H92ZM91 172V173H92ZM97 171H95L94 172V174L96 175L97 173H99V172H97ZM122 172H124L123 174H122ZM133 172H136V171H133ZM37 173V174H36ZM87 173V172H86ZM115 173V174H116ZM130 173V172H129ZM82 174H84V177L86 178H84L85 180L84 181H86L85 183L84 182H82ZM88 174V173H87ZM90 174V173H89ZM93 174V175H94ZM135 174V173H134ZM138 174V173H137ZM97 175H99V174H97ZM93 176V178H95V180H97V179H99L100 180V178L99 177H101L100 175H99V177L98 176ZM91 176V178H92V175H90ZM128 176H130V175H128ZM88 177V176H87ZM104 177V176H103ZM125 177V176H124ZM118 178V179H117ZM29 179V180H30ZM117 179V180H116ZM27 180V179H26ZM89 181H90V183H91V180H88V183H89ZM101 181V180H100ZM27 182V181H26ZM31 182V181H30ZM34 183V184H33ZM67 183H70V182H67ZM92 183H93V179H92ZM91 183V184H92ZM73 184V183H72ZM77 184H79V185H77ZM82 186H81V185ZM90 184V188L92 189V187L93 186H95L94 184H92L91 185ZM42 186V187H41ZM66 186V188H68L67 190H66V192L67 191H69V188L70 187H68L67 185H65ZM74 186V185H73ZM31 187V186H30ZM41 187V188H40ZM64 187V186H63ZM82 187V188H83ZM82 188H80L81 190L80 191H82L83 192V194H85L84 193V188L82 189ZM89 188V189H90ZM31 189H32V187H31ZM30 189V190H31ZM32 189V190H33ZM38 189V190H37ZM78 189L76 190L75 188H74V191H75V193L78 191ZM88 189V190H89ZM87 190V189H86ZM39 191H41V190H39ZM72 191V190H71ZM80 191H78V192H80ZM96 191V190H95ZM94 191V192H95ZM36 192H35V194H36ZM64 192V191H63ZM81 192V193H82ZM63 194H65V193H63ZM62 194V195H63ZM67 194V193H66ZM65 194V195H66ZM79 193H77V195H78ZM33 195H34V193H33ZM36 195H39V194H36ZM35 195V196H36ZM69 195V194H68ZM64 196V195H63ZM27 197H29L28 199H27ZM52 197V196H51ZM38 198H39V196H38ZM24 199V198H23ZM35 199H37V197H35ZM23 202V201H22ZM31 202H34V201H31ZM31 202H30V204H31ZM29 205V204H28ZM34 205V204H33ZM15 216V215H14ZM15 218H17V217H15ZM258 248V247H257ZM257 248H255V249H257ZM260 250V249H259ZM258 250V251H259ZM248 252H250V251H248ZM263 252H264V250H263ZM263 252H261V253H263ZM258 253V252H257ZM253 254V253H252ZM264 254V253H263ZM262 256V255H261ZM262 257H264V256H262ZM244 258V257H243ZM240 259V263L241 264H244V263H242V262H244L243 260H246V257H245V259ZM248 258V257H247ZM258 258V257H257ZM256 258V259H257ZM237 259V258H236ZM230 260V259H229ZM235 260V259H234ZM242 260V261H241ZM262 260V259H261ZM260 260V261H261ZM263 260H264V258H263ZM248 261H249V258H248ZM257 261V260H256ZM260 261H259V264H261L260 263ZM210 262V261H209ZM233 262V261H232ZM236 262V261H235ZM228 263H231V260H230V262H228ZM248 263V262H247ZM250 263V262H249ZM256 263H258V262H256ZM263 263V262H262ZM264 264V263H263Z\"/></svg>", "mask_w": 264, "mask_h": 264}]
</instances>
